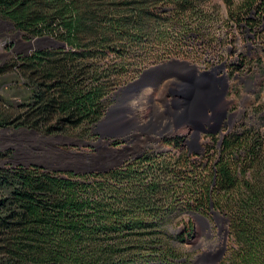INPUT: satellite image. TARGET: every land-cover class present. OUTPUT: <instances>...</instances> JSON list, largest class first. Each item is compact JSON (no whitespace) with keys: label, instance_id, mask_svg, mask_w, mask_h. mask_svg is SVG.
<instances>
[{"label":"trees","instance_id":"1","mask_svg":"<svg viewBox=\"0 0 264 264\" xmlns=\"http://www.w3.org/2000/svg\"><path fill=\"white\" fill-rule=\"evenodd\" d=\"M226 6L223 25L210 0H0V22L38 43L0 68L22 90L0 126L99 141L129 85L171 61L220 56L212 36L225 26L264 53V0ZM224 131L198 151L181 135L138 154L109 140L116 163L80 172L0 169V264H190L195 217L227 222L220 264H264V102Z\"/></svg>","mask_w":264,"mask_h":264},{"label":"rangeland","instance_id":"2","mask_svg":"<svg viewBox=\"0 0 264 264\" xmlns=\"http://www.w3.org/2000/svg\"><path fill=\"white\" fill-rule=\"evenodd\" d=\"M233 1L238 4L243 0ZM210 3L219 7L222 20L220 23L226 25L230 14L226 0H210ZM212 40L220 46V56L205 53L196 58L193 54L189 61H180L195 66L198 74L221 67L219 71L228 78V94L221 110L233 114L232 124H235L246 111L251 114L255 105L264 102V53L260 48L257 49L255 37L238 27L228 29L225 26L214 33ZM36 46L37 42L27 43L22 35L15 33L10 24L0 22V68L12 64L15 56L27 54ZM259 60L262 63L260 66ZM181 72L174 67L164 70L162 75L158 73L146 79L152 84L156 79L167 77L163 82L156 86L150 85L138 93H125L119 98L112 117L117 120L113 129L121 134L120 139H124L127 147H130L129 152L125 153L138 154L165 135L186 136L188 147L193 151L199 150L190 137L189 128L177 130L173 126L166 130L165 127H160V123H168V118H172L174 101L177 99L173 92L178 90L176 83H180V79L177 75L183 76ZM14 73L0 78V99L3 100L0 101V115L3 112L14 115L15 106L22 100L18 96L22 90L15 87ZM169 80H172V86L164 84ZM135 121H141V124L133 127ZM104 132L105 129H102V134ZM209 142L210 139L203 136L201 145ZM110 148L112 144L106 139L93 142L64 136L50 137L26 129L15 130V127L0 126V169L25 166L51 171L80 172L96 165L108 166L116 163L113 157L116 150ZM194 220V237L185 244V249L191 254L190 264L222 263L229 256L232 247L227 222L221 217L213 220L195 217ZM222 252L224 255L219 259Z\"/></svg>","mask_w":264,"mask_h":264},{"label":"water","instance_id":"3","mask_svg":"<svg viewBox=\"0 0 264 264\" xmlns=\"http://www.w3.org/2000/svg\"><path fill=\"white\" fill-rule=\"evenodd\" d=\"M178 68L183 76L177 75L180 83H176L178 90L173 92L177 95L174 101V109L171 113L172 118H168L166 130L175 127L177 130L189 128L191 130L190 137L193 143L200 146L203 136L225 134V120L230 119L233 114L227 110H221V105L225 102L228 92V79L219 77L215 72L197 73V68L186 61H171L169 63L150 69L139 81L129 85L125 89V93L136 92L150 87L156 86L163 82L167 77L156 79L150 84L146 79L161 74L162 71ZM162 75V74H161ZM114 108L107 119H105L101 128L105 129L102 139L115 140L120 138L121 134L113 129L116 119L113 117ZM213 113L217 119V123L207 128L205 122L209 113ZM224 255L222 252L219 256ZM218 259V260H219Z\"/></svg>","mask_w":264,"mask_h":264},{"label":"flooded vegetation","instance_id":"4","mask_svg":"<svg viewBox=\"0 0 264 264\" xmlns=\"http://www.w3.org/2000/svg\"><path fill=\"white\" fill-rule=\"evenodd\" d=\"M215 70L216 71H214V72L217 74L218 71H217V69H215ZM233 117H234V115L230 119L225 120V124L231 125ZM216 123H217V119H216L215 115L212 112L209 113L207 116L206 122H205V126L210 128V127L214 126ZM164 124L167 125V121H165L163 123V127H166Z\"/></svg>","mask_w":264,"mask_h":264},{"label":"bare ground","instance_id":"5","mask_svg":"<svg viewBox=\"0 0 264 264\" xmlns=\"http://www.w3.org/2000/svg\"><path fill=\"white\" fill-rule=\"evenodd\" d=\"M172 80H169V81H167V82H165L164 84L166 85V84H169V85H171L172 86V82H171ZM154 121V120H153ZM121 122V121H120ZM136 122V121H135ZM157 123V122H156ZM130 124V123H129ZM141 124V121H138V122H136V123H133L132 124V126L133 127H138L139 125ZM122 125V124H121ZM126 125V124H125ZM156 125V124H155ZM160 127H163V123H160ZM165 125V124H164ZM166 126V125H165ZM146 127H147V125H146ZM155 127V126H154ZM157 127V126H156ZM140 129V128H139Z\"/></svg>","mask_w":264,"mask_h":264},{"label":"built area","instance_id":"6","mask_svg":"<svg viewBox=\"0 0 264 264\" xmlns=\"http://www.w3.org/2000/svg\"><path fill=\"white\" fill-rule=\"evenodd\" d=\"M220 68H221V67H214V68H212L213 70H212V71H209V72H214V71H216L215 69H217V71H218L217 75H218L219 77H223V78L228 79L227 76H226L225 74H223V73H221V72L219 71ZM205 73H206V72H205ZM196 146H197V145H196ZM197 147H199V146H197Z\"/></svg>","mask_w":264,"mask_h":264}]
</instances>
